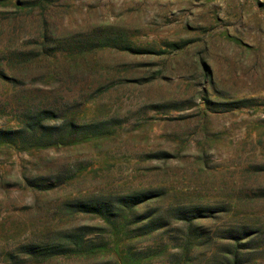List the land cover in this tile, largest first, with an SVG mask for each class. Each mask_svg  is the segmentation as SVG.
<instances>
[{"label": "rangeland", "instance_id": "rangeland-1", "mask_svg": "<svg viewBox=\"0 0 264 264\" xmlns=\"http://www.w3.org/2000/svg\"><path fill=\"white\" fill-rule=\"evenodd\" d=\"M0 264H264V0H0Z\"/></svg>", "mask_w": 264, "mask_h": 264}]
</instances>
